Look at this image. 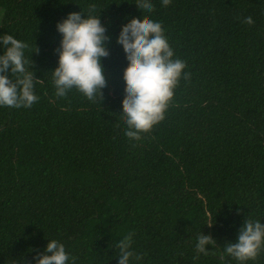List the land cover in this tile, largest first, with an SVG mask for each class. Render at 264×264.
I'll list each match as a JSON object with an SVG mask.
<instances>
[{
  "label": "trees",
  "instance_id": "trees-1",
  "mask_svg": "<svg viewBox=\"0 0 264 264\" xmlns=\"http://www.w3.org/2000/svg\"><path fill=\"white\" fill-rule=\"evenodd\" d=\"M135 3L0 0V34L27 44L38 97L0 106V264H34L50 239L70 264H118L129 233L139 264H239L223 246L244 219L264 223V0H152L149 18L188 78L165 118L130 141L120 114L129 65L115 38L128 18L144 21ZM90 4L111 37L106 85L95 100L57 97L55 25ZM200 233L215 241L207 255L195 250ZM246 264H264V248Z\"/></svg>",
  "mask_w": 264,
  "mask_h": 264
},
{
  "label": "clouds",
  "instance_id": "clouds-1",
  "mask_svg": "<svg viewBox=\"0 0 264 264\" xmlns=\"http://www.w3.org/2000/svg\"><path fill=\"white\" fill-rule=\"evenodd\" d=\"M168 6L170 0H161ZM136 7L144 14V21L130 17L120 25L115 42L128 61L123 71L126 84L124 111V135L130 141L140 140L141 133L149 132L165 118L166 110L173 102L174 90L180 80L187 79L186 63L178 58L162 24L149 18L154 5L152 0H136ZM87 15L70 12L55 25L60 34L57 66L51 71L54 94L66 96L72 89L87 99L101 97L106 85L102 58L109 55L107 26L94 14L90 4ZM245 23H254L251 16ZM27 44L11 34H0V106L13 108L30 107L38 100L34 92L33 73L26 69L29 58L25 57ZM11 74V78L8 75ZM12 74H16L15 79ZM215 241L208 234L196 237L195 250L207 255L206 246ZM132 235L129 233L117 242L118 264H139L142 257L133 252ZM264 248V223L258 219H244L235 241L223 246V254L234 258L239 264L254 260ZM70 257L63 243L56 239L47 241L43 254L33 256L34 264H70ZM27 264V262H25Z\"/></svg>",
  "mask_w": 264,
  "mask_h": 264
}]
</instances>
